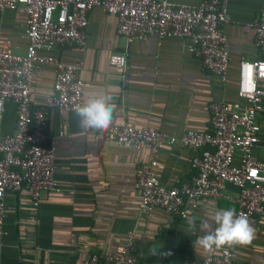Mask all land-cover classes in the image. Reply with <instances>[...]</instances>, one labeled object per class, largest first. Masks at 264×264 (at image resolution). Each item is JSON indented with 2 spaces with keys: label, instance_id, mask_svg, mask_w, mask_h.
Listing matches in <instances>:
<instances>
[{
  "label": "crops",
  "instance_id": "1",
  "mask_svg": "<svg viewBox=\"0 0 264 264\" xmlns=\"http://www.w3.org/2000/svg\"><path fill=\"white\" fill-rule=\"evenodd\" d=\"M195 4L197 0H169ZM262 0H227L228 21L222 31L228 42V65L223 82L204 70L197 58L184 50L185 39H157L125 44L116 34V21L99 7L87 12L83 46H64L54 54L78 66L84 82L83 104L92 97H110L113 123L146 128L179 136L184 131L208 127V104L234 100L239 60L261 58L253 46L250 24ZM23 14L6 9L0 14V43L8 40L13 52L23 54ZM126 51L123 71L108 65L114 51ZM53 73L41 67L34 76L31 108L43 104L52 93ZM260 142L253 151L264 150V105L257 114ZM46 144L54 145L53 178L60 191L40 195L34 223L29 220L25 191L6 192L4 233L0 240V264H85L88 252L101 246L112 249L126 234L132 237L137 264H197L205 253L196 241L202 235L188 230L186 220L158 209L137 212L133 189L134 168L147 159L144 150H128L103 137V130L84 128L74 110L47 109ZM14 105L5 102L0 133L13 131ZM190 153L176 145L158 152L159 182L178 187L193 173ZM230 195L236 193L226 187ZM235 208L227 199L201 200L193 214L201 219L218 208ZM254 237L246 246L230 247L235 260L264 264V223L249 219ZM155 252V254H153Z\"/></svg>",
  "mask_w": 264,
  "mask_h": 264
},
{
  "label": "built area",
  "instance_id": "2",
  "mask_svg": "<svg viewBox=\"0 0 264 264\" xmlns=\"http://www.w3.org/2000/svg\"><path fill=\"white\" fill-rule=\"evenodd\" d=\"M227 0H197L195 4L169 0H0V14L13 10L23 14L21 37L26 41L23 54L12 51L9 41L0 43V117L5 102L14 105L13 131L0 133V240L4 233L6 192L25 191L28 215L34 223L40 195L60 191L53 178L54 145L46 144L47 109L74 110L82 105L85 86L78 66L65 63L54 54L64 46H83L87 12L101 8L116 21V34L125 44L157 39H185L184 50L197 58L201 67L223 82L228 65V42L222 25L228 21ZM253 46L264 54V0L250 24ZM108 65L121 70L126 51L109 54ZM53 73L52 93L43 104L31 108L35 74L41 67ZM264 105V59L239 60L234 100L208 104L209 121L204 131H184L179 136L130 126L109 124L103 137L128 150H144L147 159L134 168L133 189L137 212L152 209L174 214L185 221L201 200H231L237 214L264 223V150L258 147L260 125L257 114ZM164 145H176L190 153L193 173L178 187L162 185L156 175L161 168L158 152ZM236 189L228 194L226 187ZM99 246L88 252L85 264H137L132 237L128 233L112 249ZM197 264H252L235 260L230 247L206 254Z\"/></svg>",
  "mask_w": 264,
  "mask_h": 264
},
{
  "label": "clouds",
  "instance_id": "3",
  "mask_svg": "<svg viewBox=\"0 0 264 264\" xmlns=\"http://www.w3.org/2000/svg\"><path fill=\"white\" fill-rule=\"evenodd\" d=\"M110 97L97 96L89 98L84 104L74 108L84 128L106 130L112 121ZM189 231L198 227L202 233L197 245L206 254L211 255L223 247L246 246L254 237V228L244 214H237L233 207L218 208L211 211L207 218L201 219L192 212L185 217ZM155 254V252L153 253Z\"/></svg>",
  "mask_w": 264,
  "mask_h": 264
}]
</instances>
